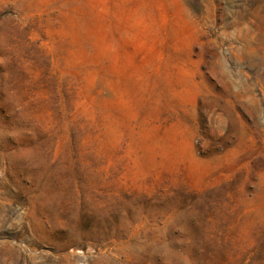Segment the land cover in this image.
Wrapping results in <instances>:
<instances>
[{"label": "rangeland", "instance_id": "rangeland-1", "mask_svg": "<svg viewBox=\"0 0 264 264\" xmlns=\"http://www.w3.org/2000/svg\"><path fill=\"white\" fill-rule=\"evenodd\" d=\"M0 264H264V0H0Z\"/></svg>", "mask_w": 264, "mask_h": 264}]
</instances>
